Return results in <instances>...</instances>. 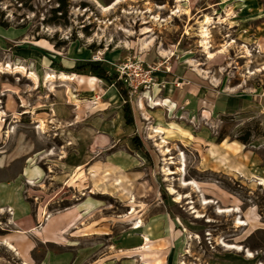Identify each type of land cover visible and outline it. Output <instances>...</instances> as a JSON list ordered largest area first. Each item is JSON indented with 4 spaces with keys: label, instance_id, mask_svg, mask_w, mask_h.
<instances>
[{
    "label": "rangeland",
    "instance_id": "1",
    "mask_svg": "<svg viewBox=\"0 0 264 264\" xmlns=\"http://www.w3.org/2000/svg\"><path fill=\"white\" fill-rule=\"evenodd\" d=\"M225 245L264 264V0H0V264H239Z\"/></svg>",
    "mask_w": 264,
    "mask_h": 264
},
{
    "label": "trees",
    "instance_id": "2",
    "mask_svg": "<svg viewBox=\"0 0 264 264\" xmlns=\"http://www.w3.org/2000/svg\"><path fill=\"white\" fill-rule=\"evenodd\" d=\"M88 73L94 74V75H102L105 76L104 70L100 68H94V67H89L88 68ZM80 73L86 72L85 69L80 68L78 69ZM110 79V78H109ZM110 81L112 84L115 86L117 89L119 95L122 98V115L124 118V121L126 124H133L134 123V115L132 112V106H131V100H130V92L131 88L128 85L127 82H124L123 79L119 78L117 75L115 77H111ZM241 141L245 142L247 140V137H242L240 138ZM133 142L141 146V142L137 141L136 139H133Z\"/></svg>",
    "mask_w": 264,
    "mask_h": 264
},
{
    "label": "bare ground",
    "instance_id": "3",
    "mask_svg": "<svg viewBox=\"0 0 264 264\" xmlns=\"http://www.w3.org/2000/svg\"><path fill=\"white\" fill-rule=\"evenodd\" d=\"M120 1L116 2L115 4H113L112 6H109V7H106L105 9L106 10H109V9H112L114 6H116ZM208 21V20H207ZM148 32V31H147ZM203 36L205 39H208L209 38V33H208V30H204L203 31ZM207 41V40H206ZM10 66V65H9ZM10 70V69H8ZM22 71H25L24 67L23 68H20V67H16V72L17 73H22ZM31 77L32 79L34 80V82H36V84L39 82L38 80V76L35 74V73H31ZM50 80H54V76H50L48 77ZM60 79H63V80H69L70 78L67 76V75H61ZM185 186L186 185H194L193 183H189V184H184ZM206 202V201H205ZM207 203V202H206ZM221 210V209H220ZM225 210V209H224ZM227 210V209H226ZM220 212H226V211H223L221 210ZM239 224H245L241 221L238 222ZM243 226V225H242ZM141 225L139 223V225H137L135 228H140ZM10 248L12 249H15L12 244L9 245ZM225 247L229 248V249H235V250H238V251H244V249L241 247V246H236V245H225ZM248 255L249 256H252V254L250 252H248Z\"/></svg>",
    "mask_w": 264,
    "mask_h": 264
},
{
    "label": "crops",
    "instance_id": "4",
    "mask_svg": "<svg viewBox=\"0 0 264 264\" xmlns=\"http://www.w3.org/2000/svg\"><path fill=\"white\" fill-rule=\"evenodd\" d=\"M65 227V222L64 220H60V222H57L55 226H53L49 232L43 234L44 236L46 235H56L58 234L60 231H62V228ZM61 233V232H60ZM15 243V242H14ZM242 253V257L241 260H237L239 264H255V262L253 261L254 258V254L253 256H248L245 252L242 251H237Z\"/></svg>",
    "mask_w": 264,
    "mask_h": 264
},
{
    "label": "built area",
    "instance_id": "5",
    "mask_svg": "<svg viewBox=\"0 0 264 264\" xmlns=\"http://www.w3.org/2000/svg\"><path fill=\"white\" fill-rule=\"evenodd\" d=\"M134 72L137 73L136 71H134ZM120 78L123 79L124 82L128 83V85L131 88V92L136 90L137 86L133 82H131V75L129 73L124 72ZM144 82H146V81H144Z\"/></svg>",
    "mask_w": 264,
    "mask_h": 264
}]
</instances>
